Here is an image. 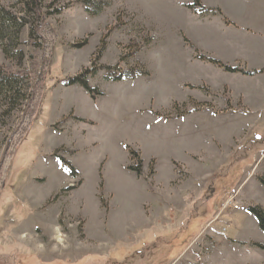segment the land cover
Here are the masks:
<instances>
[{
  "label": "rangeland",
  "instance_id": "rangeland-1",
  "mask_svg": "<svg viewBox=\"0 0 264 264\" xmlns=\"http://www.w3.org/2000/svg\"><path fill=\"white\" fill-rule=\"evenodd\" d=\"M36 1L0 0V264H229L264 81L190 78L195 0Z\"/></svg>",
  "mask_w": 264,
  "mask_h": 264
},
{
  "label": "crops",
  "instance_id": "crops-1",
  "mask_svg": "<svg viewBox=\"0 0 264 264\" xmlns=\"http://www.w3.org/2000/svg\"><path fill=\"white\" fill-rule=\"evenodd\" d=\"M202 5L210 10L220 9L229 23L227 24L219 15H194L191 19L188 39H185L186 42L181 39L183 40L181 46L189 56L185 64L189 68L190 78L197 75L212 80L221 76L224 82H227L222 83V87L232 88L229 94L234 92L236 78L243 81H264V0H203ZM194 51L227 64L231 68L259 73L254 76L227 73L213 64L195 59ZM256 93L261 101L257 104V111L254 114L264 115V89L261 88ZM226 107L224 108L229 109L223 113L226 115H243L247 112L235 111L230 104ZM249 179V175L246 176L241 185L243 187L241 201L245 213L235 215L229 223L227 238L219 233L215 234L214 231L211 233L216 239L213 242V249L217 246L226 251L229 264H264V249L256 246L264 247V232L258 220L256 221L257 218L248 211L250 207L255 206L264 210V205H256L250 197L247 190Z\"/></svg>",
  "mask_w": 264,
  "mask_h": 264
},
{
  "label": "trees",
  "instance_id": "trees-1",
  "mask_svg": "<svg viewBox=\"0 0 264 264\" xmlns=\"http://www.w3.org/2000/svg\"><path fill=\"white\" fill-rule=\"evenodd\" d=\"M32 1V5H29L28 4V6L30 7H33L34 8V6L36 5V6H38V4H37V1L36 0H31ZM195 6L194 5H190V6H188L190 9H193L194 11H196V9H198L199 10V13H200V15H202V16H206V15H208L209 13H212L213 15L214 14H217V15H222V17H223V14L221 13V11L220 10H216V11H213V10H211L210 12L209 11H207V10H205V9H203V7H201V4H200V1L199 0H195ZM28 7V8H29ZM31 9V8H29L28 10L32 13L33 11H35V10H38V8H35V9ZM0 19H2V14H1V18ZM4 19V18H3ZM2 19V20H3ZM224 20H225V22L228 24L229 22L227 21V19H225V18H223ZM5 21V20H4ZM15 23H16V21H14ZM13 23V22H12ZM4 31H6L5 29H4ZM196 58L197 59H199V60H201V61H207V62H209L210 64H213V65H215V66H218V67H220V68H222L224 71H226L227 73H230V74H243V75H246V76H254V75H256V74H258L259 72H247V71H244V70H241V69H237V68H231V67H229V66H226V65H223L222 63H220V62H218V61H216V60H213V59H209V58H206V57H203V56H201V55H199V56H196ZM86 75L88 74V71H86V73H85ZM120 78V77H119ZM76 84H79V85H81L82 87H84L85 89H87V90H89L88 89V86H87V84L85 83V80H82L80 77H78V78H75V79H72L71 81H69V85H76ZM132 154V159L133 158H135L136 157V155H135V153H131ZM65 164H67V163H65ZM130 170L132 171V172H135V173H138V170L137 169H134L133 167H130ZM260 182L262 183V185L264 186V179H260ZM248 211L250 212V213H252L256 218H257V220H258V222H259V225H260V228H261V230L264 232V210L261 208V207H259V206H255V207H250L249 209H248ZM256 246H258V247H260V248H262V249H264V247L263 246H260V245H256Z\"/></svg>",
  "mask_w": 264,
  "mask_h": 264
},
{
  "label": "built area",
  "instance_id": "built-area-1",
  "mask_svg": "<svg viewBox=\"0 0 264 264\" xmlns=\"http://www.w3.org/2000/svg\"><path fill=\"white\" fill-rule=\"evenodd\" d=\"M227 207L230 208V209H234V210H239V209H240V205H235V204H234V201H233L232 199H229V200L227 201V203H226V201H225V203L222 204V209H223V210H224V209H227Z\"/></svg>",
  "mask_w": 264,
  "mask_h": 264
},
{
  "label": "bare ground",
  "instance_id": "bare-ground-1",
  "mask_svg": "<svg viewBox=\"0 0 264 264\" xmlns=\"http://www.w3.org/2000/svg\"><path fill=\"white\" fill-rule=\"evenodd\" d=\"M58 232H59V231H58ZM58 234H59V233H58ZM58 234H57V235H58ZM60 237H61V234H60V235H58V238H59V239H60Z\"/></svg>",
  "mask_w": 264,
  "mask_h": 264
}]
</instances>
